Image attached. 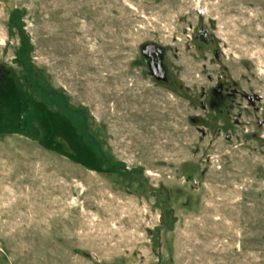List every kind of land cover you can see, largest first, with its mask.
<instances>
[{
  "label": "rangeland",
  "instance_id": "obj_1",
  "mask_svg": "<svg viewBox=\"0 0 264 264\" xmlns=\"http://www.w3.org/2000/svg\"><path fill=\"white\" fill-rule=\"evenodd\" d=\"M0 73V264H264V0H0Z\"/></svg>",
  "mask_w": 264,
  "mask_h": 264
},
{
  "label": "water",
  "instance_id": "obj_2",
  "mask_svg": "<svg viewBox=\"0 0 264 264\" xmlns=\"http://www.w3.org/2000/svg\"><path fill=\"white\" fill-rule=\"evenodd\" d=\"M154 54L156 60H155V66L157 68V74H155L154 72H152V70L150 69V71L152 72L153 76L158 80V79H165V74L162 71V63H161V56H162V51L161 50H156L153 47H147L145 48V51H143V55L144 57H148V54Z\"/></svg>",
  "mask_w": 264,
  "mask_h": 264
},
{
  "label": "flooded vegetation",
  "instance_id": "obj_3",
  "mask_svg": "<svg viewBox=\"0 0 264 264\" xmlns=\"http://www.w3.org/2000/svg\"><path fill=\"white\" fill-rule=\"evenodd\" d=\"M147 59H148L149 68L152 70V72L157 74V68H156V66L154 64L155 60H156L154 54L149 53ZM221 91H222V87H218L217 90L214 91L213 93H214V95L218 96V95L221 94ZM247 100L250 101V98L247 97Z\"/></svg>",
  "mask_w": 264,
  "mask_h": 264
},
{
  "label": "trees",
  "instance_id": "obj_4",
  "mask_svg": "<svg viewBox=\"0 0 264 264\" xmlns=\"http://www.w3.org/2000/svg\"><path fill=\"white\" fill-rule=\"evenodd\" d=\"M3 77L4 76H2L1 73H0V93L2 92V88H3ZM16 115H17V118H19V117L23 118V119L25 118V116H24L25 114L23 115V112L21 113L20 110H18V112H16ZM13 126H14V128L17 129L18 127L21 126V122H19L18 124L17 123L13 124L12 128H13Z\"/></svg>",
  "mask_w": 264,
  "mask_h": 264
}]
</instances>
